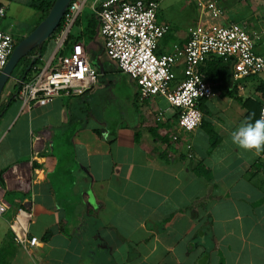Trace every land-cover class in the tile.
<instances>
[{"label": "crops", "instance_id": "0c3cea01", "mask_svg": "<svg viewBox=\"0 0 264 264\" xmlns=\"http://www.w3.org/2000/svg\"><path fill=\"white\" fill-rule=\"evenodd\" d=\"M32 1L0 0V30L19 38L31 12L38 20ZM167 2L156 20L170 30L180 10L167 12L174 8ZM219 5L226 24H264L257 6L264 0ZM98 28L91 41L79 40L87 55L94 46L88 58L97 73L83 96L61 94L27 109L13 75L1 93L0 264H264V152L231 140L245 113L233 97L258 98L242 95L253 79L230 73L227 97L206 78L213 96L202 100L203 123L185 134L162 97L139 101L134 81L107 58ZM191 29L160 39L156 53L183 46ZM173 72L175 87L181 62ZM207 127L218 137L212 149ZM16 237L38 242L25 248Z\"/></svg>", "mask_w": 264, "mask_h": 264}, {"label": "built area", "instance_id": "2783aa9c", "mask_svg": "<svg viewBox=\"0 0 264 264\" xmlns=\"http://www.w3.org/2000/svg\"><path fill=\"white\" fill-rule=\"evenodd\" d=\"M98 20V33L109 61L136 84L140 102L162 97L177 111V128L189 134L202 122L200 101L213 96L201 66L210 58L230 61L234 80L264 75V24L225 23L220 0H195L197 20L183 46L173 45L168 53L157 54V44L169 31L157 23L163 0H71L55 38V49L45 64L36 66L27 80H17V98L23 107L49 104L61 94L83 96L96 83L81 42L65 52L64 41L87 2ZM239 4L259 0H234ZM4 9L0 7V17ZM15 45L14 37L0 30V71ZM181 62L183 79L175 87L174 68ZM264 116V107L260 117ZM173 140L177 137L173 136ZM0 201V216L6 212ZM25 248L37 244L35 237L15 238Z\"/></svg>", "mask_w": 264, "mask_h": 264}, {"label": "trees", "instance_id": "16d2710c", "mask_svg": "<svg viewBox=\"0 0 264 264\" xmlns=\"http://www.w3.org/2000/svg\"><path fill=\"white\" fill-rule=\"evenodd\" d=\"M53 1L54 0H36V2L32 1L30 3L29 6L35 9V11L38 13V20L35 26L45 17ZM97 23H98L97 18L93 13L87 15L85 17V22L81 23L83 25V30L80 31L76 36H71L68 34L66 40L64 41L65 44L64 46H67L71 42L75 44L79 42V40L84 38L87 41H91L96 34V29L98 26ZM75 24H77V26L80 24V18H78L75 21ZM61 26H62V19L58 24L54 33L42 44L40 50L37 49L33 50L28 54L27 57H24L19 61V63L17 64V66L21 65L19 80H27L31 76L33 68L42 64L40 61L42 59V54L45 52V49L49 44V42L55 40L56 34L59 32ZM22 38L23 37L16 38L17 42ZM230 64H231L230 61H224L222 59H216V58H212L211 60L210 58L201 66L200 69L201 72H203V74L205 75V78H207V80L214 85V88H216L219 91H223L224 96L227 97H232V93H233V87L230 86V79H231L230 70H229ZM14 71L15 69L13 70V72ZM256 81L260 82L255 87V92L259 93L258 98L236 97V96L233 97V99L236 102H238V104L245 110L244 121L249 116H251L253 120L260 118L261 109L262 107H264V79L262 80L261 78L257 77ZM15 96H17V89ZM201 101H200L201 104L199 105V109L202 112V110H205V107H204V102ZM202 123L203 120L201 124ZM206 132L208 133L210 138V149H212L217 144L218 137L215 135L214 131L210 129V127L206 128Z\"/></svg>", "mask_w": 264, "mask_h": 264}, {"label": "rangeland", "instance_id": "374dc122", "mask_svg": "<svg viewBox=\"0 0 264 264\" xmlns=\"http://www.w3.org/2000/svg\"><path fill=\"white\" fill-rule=\"evenodd\" d=\"M33 2H36V0H33ZM168 3H171V4H174V8L170 11L168 10L167 12H175L176 9L180 10L179 14L177 15V12L175 13V19H176V22L174 23V25H172L171 29L167 32V34L163 37V39H167V40H170L174 38L175 35H177L178 33H186L189 28L191 29L196 20H197V10H196V7H195V0H168L167 4ZM89 4L90 2L88 1L84 8H83V11H82V15H81V20L82 22H85V17L89 14H91V10L89 8ZM259 7V14L263 16V22H264V6H260V5H257ZM256 6V7H257ZM162 7H164V4L162 5ZM239 7L242 8V6L240 5ZM160 8H161V5H160ZM32 15H29L25 18V20L22 22L23 23V28L22 30H20V34L19 35V38L22 36V35H25L26 32H28L29 30H31V28H34L35 24H36V19H34V16L33 14H35V12H31ZM36 16V14H35ZM36 21V22H35ZM5 23L6 21H4L3 19L0 18V28L1 29H6L5 27ZM80 26H77V24H74L72 26V28L70 29V32H69V35L71 36H76L79 32H80ZM29 33V32H28ZM11 34V33H10ZM14 32H12V36H14ZM15 36H17L15 34ZM91 44V42L86 45V47H88L89 45ZM55 47V46H54ZM53 47V49H55ZM90 47V46H89ZM52 49V51H53ZM89 51H90V58H94L95 55H94V46L92 45L90 48H89ZM51 55V54H50ZM88 55V56H89ZM20 71H21V65H18L15 67V71L12 73V75L17 78H20ZM262 80L264 79V75H262L261 77ZM260 82L259 81H256V78L254 80H251L249 81L245 87H244V91L242 92V95L246 96V95H253L255 94V87L259 84Z\"/></svg>", "mask_w": 264, "mask_h": 264}, {"label": "water", "instance_id": "95a60500", "mask_svg": "<svg viewBox=\"0 0 264 264\" xmlns=\"http://www.w3.org/2000/svg\"><path fill=\"white\" fill-rule=\"evenodd\" d=\"M70 2L71 0H54L45 17L14 45L6 65L0 71V96L19 61L33 50H40L42 44L54 33ZM231 68L232 64L229 65L230 73Z\"/></svg>", "mask_w": 264, "mask_h": 264}, {"label": "clouds", "instance_id": "9594fccd", "mask_svg": "<svg viewBox=\"0 0 264 264\" xmlns=\"http://www.w3.org/2000/svg\"><path fill=\"white\" fill-rule=\"evenodd\" d=\"M231 140L246 152L257 155L264 152V116L255 120L249 116L232 131Z\"/></svg>", "mask_w": 264, "mask_h": 264}, {"label": "flooded vegetation", "instance_id": "af4514ba", "mask_svg": "<svg viewBox=\"0 0 264 264\" xmlns=\"http://www.w3.org/2000/svg\"><path fill=\"white\" fill-rule=\"evenodd\" d=\"M14 41H15V44L17 43V39L16 38H14Z\"/></svg>", "mask_w": 264, "mask_h": 264}]
</instances>
